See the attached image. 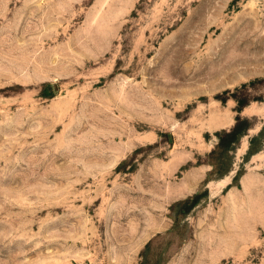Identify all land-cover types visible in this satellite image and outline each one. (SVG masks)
<instances>
[{"label":"rangeland","instance_id":"rangeland-1","mask_svg":"<svg viewBox=\"0 0 264 264\" xmlns=\"http://www.w3.org/2000/svg\"><path fill=\"white\" fill-rule=\"evenodd\" d=\"M0 264H264V0H0Z\"/></svg>","mask_w":264,"mask_h":264},{"label":"trees","instance_id":"trees-1","mask_svg":"<svg viewBox=\"0 0 264 264\" xmlns=\"http://www.w3.org/2000/svg\"><path fill=\"white\" fill-rule=\"evenodd\" d=\"M237 133V130H236V127L232 130V131H229L225 134H227V136H230L231 137V142L235 140V134ZM227 145V143H225L224 139H221L220 140V143H219V146H225Z\"/></svg>","mask_w":264,"mask_h":264}]
</instances>
